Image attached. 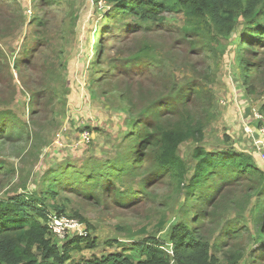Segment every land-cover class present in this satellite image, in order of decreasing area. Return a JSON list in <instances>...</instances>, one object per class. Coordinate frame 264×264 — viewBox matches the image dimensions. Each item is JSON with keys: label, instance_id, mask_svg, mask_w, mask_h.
I'll return each instance as SVG.
<instances>
[{"label": "rangeland", "instance_id": "rangeland-1", "mask_svg": "<svg viewBox=\"0 0 264 264\" xmlns=\"http://www.w3.org/2000/svg\"><path fill=\"white\" fill-rule=\"evenodd\" d=\"M109 13L103 0H0V113L12 116L0 125V161L9 170L0 174V199L40 196L54 183L57 193L50 208L57 205L67 216H81L97 241L94 250L72 253L77 263L117 251L116 244L104 245L107 240L122 242L125 250L148 235L167 243L182 215L186 219L199 208L183 207L185 191L177 190L167 175L152 179L145 193L138 194L140 200L127 207L114 203L113 192L102 191L101 179L83 182L84 176L102 174L106 164L121 165L132 145L124 138L133 129L131 120L144 113L153 125V106L164 104L170 91L187 93V112L202 125L199 143L189 140L178 148L186 179L193 174L192 152L198 146L244 153L264 172V47L251 53L253 47L244 46L235 52L241 24L230 38L209 40L182 31L181 13H163V25L146 27L148 31L144 24L136 30L123 28L135 20H110ZM137 54L142 59L135 67ZM238 59L249 62L247 82L237 74L242 66ZM195 89L200 96L193 94ZM179 106L159 122L185 116L176 113L184 111ZM85 134L87 143L82 141ZM130 158L133 163L137 154ZM152 166L150 157L137 173L152 171ZM149 174H125L120 185H113L122 193L131 188L139 193ZM64 176L80 183L55 184ZM250 185L247 179L220 184L196 223V236L210 246L209 264H264V239L258 247L239 228L221 239L228 225H246L252 238L263 229L264 203H256ZM87 192L93 197L85 199ZM234 232L241 234L239 240L229 236Z\"/></svg>", "mask_w": 264, "mask_h": 264}, {"label": "trees", "instance_id": "trees-1", "mask_svg": "<svg viewBox=\"0 0 264 264\" xmlns=\"http://www.w3.org/2000/svg\"><path fill=\"white\" fill-rule=\"evenodd\" d=\"M49 2L52 0H38ZM54 1V0H53ZM56 1V0H55ZM112 13L106 18L113 20L115 17H126L134 19L135 22L124 25L123 28L136 30L146 27L161 26L165 22L163 13H181L184 17L185 30L187 34L198 37L230 38L237 25L241 24V31L235 44L237 48L244 46L256 48L264 47V0H103ZM106 13V12H105ZM36 19V18H35ZM38 25L41 24L37 17ZM241 22V23H240ZM107 28V27H106ZM136 28V29H134ZM204 32V35H200ZM133 33V31H132ZM210 33V35H209ZM106 34V33H105ZM215 37V38H213ZM193 39V38H192ZM190 39V40H192ZM146 46V45H145ZM141 55L137 54L133 59V65L137 67L141 63ZM238 63H242L238 59ZM238 76L241 81L247 82L250 76L249 62L242 63L239 67ZM101 75H97L98 79ZM193 94L200 96V90H193ZM170 91L165 97L164 104L159 105L151 111L155 122L150 125L144 113L132 119L133 129L125 135V141L132 143L126 152L127 158L120 163L106 164L102 174H89L84 176V181L89 184L91 179H101L102 191L113 192V201L121 207H127L131 203L140 200L138 194H144L148 183L154 178L167 175L175 182L177 190L185 191L183 207L199 208L193 215H182V219L172 228L166 243L159 237L144 236L134 239L130 246L124 249V244L116 240H107L104 245L111 247L116 244L117 251L112 253L92 256L89 259L77 263L72 258V253L82 250H94L97 241L88 233L90 225L84 222L77 214L65 215L64 210L53 205L50 208L49 200L55 199L56 190L53 184L46 188L44 194L35 196L32 194H17L5 199H0V264H209L213 262L210 255V246L196 236V223L203 218L205 207L214 202L216 190L220 184L230 185L233 181L247 179L251 182L249 187L254 189L257 204L264 203V172L259 171L252 159L244 154L237 153L231 149L218 151L206 150L196 147L192 152L195 162L193 174L186 179L187 168L184 161L178 155L179 146L189 140L199 143L202 135V125L199 121L190 118L186 108L187 93L178 90ZM183 104L184 111L177 110L176 113L185 112L180 115L179 120L159 122L163 114L175 111ZM183 107V106H181ZM162 108V109H161ZM160 110L163 112L161 113ZM264 115V105L260 108ZM12 117L8 113H0V125H4L5 119ZM137 154V158L131 163V156ZM153 160V170H141L149 161ZM131 159V160H130ZM9 170L0 161V174ZM150 172V174H149ZM149 174L143 180L141 192L128 189L120 192L115 185H120L119 177L125 174L144 175ZM117 179V181H116ZM113 182V183H112ZM79 184L74 178L72 181L67 176L57 178L55 184L64 187ZM112 183V184H110ZM110 184V185H109ZM80 186V185H79ZM206 192L202 195V192ZM85 199L93 197L92 193L83 194ZM107 197V196H106ZM99 200V198H97ZM53 210V211H52ZM64 215L69 218L78 219L85 223L87 235L84 237H73L60 244L46 226L48 214ZM197 217V218H196ZM241 227V228H240ZM244 229L248 233L249 241H253L258 247L264 239V227L258 229L255 237L249 236L246 225L238 227H224L225 235L221 237L224 242L230 229ZM236 240L241 238L239 232L229 234ZM215 247V246H214ZM213 248V246H212ZM122 249V250H121ZM213 257V256H212Z\"/></svg>", "mask_w": 264, "mask_h": 264}, {"label": "built area", "instance_id": "built-area-1", "mask_svg": "<svg viewBox=\"0 0 264 264\" xmlns=\"http://www.w3.org/2000/svg\"><path fill=\"white\" fill-rule=\"evenodd\" d=\"M261 120V134L264 138V118L260 116ZM246 131L250 133V129L246 127ZM60 138V137H59ZM58 138V139H59ZM59 141V140H58ZM56 141V144H58ZM82 141L88 142V136L85 134L82 137ZM46 226L48 231L52 234L54 239L58 242L65 241L69 238L73 237H84L87 235L85 226L83 223L78 221L77 219L69 218L67 216L57 215L54 213L47 215Z\"/></svg>", "mask_w": 264, "mask_h": 264}, {"label": "bare ground", "instance_id": "bare-ground-1", "mask_svg": "<svg viewBox=\"0 0 264 264\" xmlns=\"http://www.w3.org/2000/svg\"><path fill=\"white\" fill-rule=\"evenodd\" d=\"M47 222V221H46ZM48 229V228H47Z\"/></svg>", "mask_w": 264, "mask_h": 264}]
</instances>
